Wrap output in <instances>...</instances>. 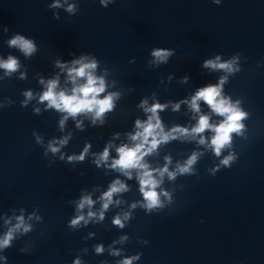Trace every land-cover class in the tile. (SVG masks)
Wrapping results in <instances>:
<instances>
[{
	"label": "water",
	"instance_id": "1",
	"mask_svg": "<svg viewBox=\"0 0 264 264\" xmlns=\"http://www.w3.org/2000/svg\"><path fill=\"white\" fill-rule=\"evenodd\" d=\"M17 35L34 44L31 55L10 46ZM154 50L172 54L158 62ZM9 56L19 67L0 68V240L23 224L0 248V264H264V0H0V61ZM217 57L235 61L233 71L204 66ZM82 59L95 61L93 75L105 82L99 98L115 94L100 119L40 101L49 80L70 94L68 69ZM222 77L221 97L248 115L217 156L212 131L173 129L190 131L199 115L224 120L203 101L199 114L185 103ZM155 104L165 106L163 132L177 139L142 161L159 182V205L148 209L138 170L129 178L112 163L118 148L138 143L136 121ZM116 181L126 190L104 209ZM84 197L93 203L78 209Z\"/></svg>",
	"mask_w": 264,
	"mask_h": 264
},
{
	"label": "clouds",
	"instance_id": "2",
	"mask_svg": "<svg viewBox=\"0 0 264 264\" xmlns=\"http://www.w3.org/2000/svg\"><path fill=\"white\" fill-rule=\"evenodd\" d=\"M219 3V0H216ZM104 6H107V0H101ZM53 7H59V5H53ZM72 5L69 6L68 11H73ZM7 29H5L6 31ZM10 46L18 47L26 56L31 55L35 51V46L30 40L24 39V37L17 35L10 42ZM171 52L165 50H154L152 55L158 62H165L167 58L171 55ZM235 61H230L227 63H219V57L215 61L208 60L205 62L204 66L210 69H220L225 70L229 73L233 71V63ZM74 65H79V67H72L68 69L69 80L74 85L71 89V93L68 94L66 90L57 91L58 80H49L46 85V91L40 96L41 102H47L49 108H54L60 112L67 113L68 116L76 117L82 113H94V119H100L106 111H111L113 108V98L115 94H109L103 99L99 98L101 93L105 92V82L103 78H98L93 75V71L96 68V62L84 63L82 60L73 61ZM64 67V65H58ZM18 61L9 56L6 61H0V68L4 69L6 73L15 72L18 69ZM238 70V69H237ZM227 77H222L220 84L216 86H208L199 89L196 94L191 98V101H185L189 103V107L194 113H200L199 102L203 101L208 107L217 115L224 117V120L218 125H212L209 122V117L207 115H199V119L195 127L189 129L186 128H175L174 133H179L180 135L187 136L192 135L193 137L201 135L205 131H212L214 136L211 138V146L217 156L220 155L221 150L230 145L232 139V133L239 134L244 125L241 123L245 119L248 113L241 111L238 107L230 103L228 99L221 97L222 86L226 82ZM79 80H83V83H78ZM41 83H44L41 81ZM27 98H31V93H25ZM144 101L143 104H146ZM143 104L141 106H143ZM165 106L160 104H155L150 108H145V111L151 113L147 121L140 122L136 121V127L139 129L134 135L131 136V140L135 143L134 146L129 147L127 145L121 146L117 149L118 159H115L112 163L113 168H119L122 172L129 175V170H138V180L140 183V191L143 194L145 201H147V208L152 209L159 205V194L155 190L158 187L159 182L154 178L153 172L149 170V166L143 163L144 157L152 153L160 142H168L169 139H177L176 135L172 133H164L161 127V122L157 116L158 111H162ZM179 105L175 106L174 110H178ZM155 121V123H153ZM63 125V121H61ZM159 129V131H158ZM159 137V139H157ZM203 144L205 141L203 138L199 141ZM61 144L66 143V141H60ZM50 150L55 153L58 151L56 147L49 145ZM108 158V150L105 149L101 159L106 160ZM72 159V158H70ZM80 159H83L81 156ZM196 154L186 162V165L179 167L178 171L180 173L188 172L190 166L196 161ZM233 157L230 155L223 159L221 163L228 166ZM168 172L167 167L160 171V175L163 176L164 173ZM169 178H174L175 173H168ZM126 190L125 185L121 184L119 181L114 182L109 191H107L103 199L107 201L103 205L104 209H107L108 204L112 201V196L114 193ZM92 200L89 197H84L79 205L78 209H83L86 205L91 206ZM93 213H89L92 216ZM102 218V217H101ZM20 219V223L16 225V229L10 230L4 237L0 240V248H6L10 245V241L13 239V231L20 228L23 224V219ZM83 216H79L71 221V225L75 226L83 220ZM114 223L120 224V220L117 218ZM25 231H29V227H25ZM97 251H101L100 248ZM78 264V262H77ZM123 264H132L131 260L123 261Z\"/></svg>",
	"mask_w": 264,
	"mask_h": 264
}]
</instances>
